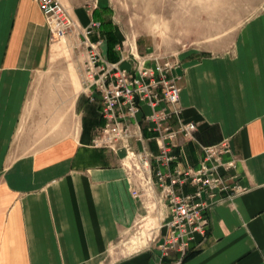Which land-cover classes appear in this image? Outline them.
I'll use <instances>...</instances> for the list:
<instances>
[{
  "label": "crops",
  "instance_id": "1",
  "mask_svg": "<svg viewBox=\"0 0 264 264\" xmlns=\"http://www.w3.org/2000/svg\"><path fill=\"white\" fill-rule=\"evenodd\" d=\"M68 11L83 27L97 21L86 8ZM68 36H51L36 0H0V264H264V7L226 51H188L176 60L181 118L197 130L177 137L171 170L200 169L203 148L224 140L230 153L223 162L234 161L220 168L229 189L203 192L207 232L185 251L163 250L170 210L161 187L146 191L125 166L124 150L94 145L105 124L102 106L83 83L84 36ZM89 37L104 38L98 28ZM64 44L81 47L82 61L61 60ZM102 51L107 57L106 42ZM151 111L141 105L137 119L157 154V133L144 120ZM175 187L197 190L190 182ZM149 215L158 223L151 242L123 250L121 240Z\"/></svg>",
  "mask_w": 264,
  "mask_h": 264
},
{
  "label": "built area",
  "instance_id": "2",
  "mask_svg": "<svg viewBox=\"0 0 264 264\" xmlns=\"http://www.w3.org/2000/svg\"><path fill=\"white\" fill-rule=\"evenodd\" d=\"M36 1L46 17L53 38L63 39L72 31H81L84 36L82 45L86 59L83 83L90 92V100L100 101L101 114L105 120L94 139V145L110 147L114 151L124 150L125 166L129 170L132 165L139 170L143 168L140 176L149 189L156 184L161 187V200L167 202L170 210V219L164 225L167 233L163 250L167 252L178 248L185 251L195 235L205 236L207 232L210 203L202 199L203 192L212 196L215 190L229 189L225 176L220 173V168L229 170L234 166V161L224 163L222 159L230 153L229 141L203 148L206 158L200 169L190 168L183 172L176 169L173 172L171 165L176 159L173 148L177 137L182 135L190 138L197 130L196 123H184L181 118L180 78L174 75L178 62L142 56L137 48L131 46L125 50L122 44L116 47L121 61L111 62L102 51L104 38L92 41L89 37L93 29L101 26L100 22L93 20L88 28L81 29L80 23L59 0ZM150 61L155 66H150ZM122 62H129L131 67H122ZM143 104L152 110L144 120L150 130L157 133V154L146 145L141 123L137 119ZM172 122H176L175 128L171 127ZM133 140L141 142L143 148L136 150ZM206 162L212 165L209 167ZM153 163L157 166L154 170ZM161 167H166V170L163 171ZM188 182L197 187L194 193L177 191L176 185L182 187ZM133 195L140 196L137 190L133 191Z\"/></svg>",
  "mask_w": 264,
  "mask_h": 264
},
{
  "label": "rangeland",
  "instance_id": "3",
  "mask_svg": "<svg viewBox=\"0 0 264 264\" xmlns=\"http://www.w3.org/2000/svg\"><path fill=\"white\" fill-rule=\"evenodd\" d=\"M59 1L67 11L68 7L86 8L88 12H92L93 17L94 10H97L104 18L111 20L113 28L122 39L120 44L123 49L129 50L132 46L142 56L173 61L188 51H226L233 44L235 35L245 20L264 7V0ZM99 4L107 7L102 10L99 7L94 9ZM81 29L86 27L81 25ZM83 51L81 47L73 48L64 44L59 58L82 61ZM131 167L140 185L149 192V187L140 176V171L144 169L139 170L133 165ZM146 201L151 205L153 200L148 195ZM151 216L142 218L136 228L121 240L123 250L128 251L129 247V252L136 251L151 242L158 231V223H153L152 220L156 216Z\"/></svg>",
  "mask_w": 264,
  "mask_h": 264
},
{
  "label": "trees",
  "instance_id": "4",
  "mask_svg": "<svg viewBox=\"0 0 264 264\" xmlns=\"http://www.w3.org/2000/svg\"><path fill=\"white\" fill-rule=\"evenodd\" d=\"M93 17L101 23L100 32L107 45V59L111 62H117L119 56L115 52V47L122 42V39L116 32L115 28H113L111 20L104 18V16L97 10H94Z\"/></svg>",
  "mask_w": 264,
  "mask_h": 264
}]
</instances>
